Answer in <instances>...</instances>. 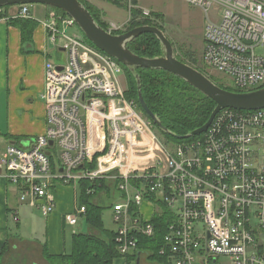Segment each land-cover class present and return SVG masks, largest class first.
<instances>
[{"label":"built area","instance_id":"built-area-1","mask_svg":"<svg viewBox=\"0 0 264 264\" xmlns=\"http://www.w3.org/2000/svg\"><path fill=\"white\" fill-rule=\"evenodd\" d=\"M185 1L205 12L203 62L228 75L233 91L263 88L264 0ZM29 5L19 4L20 17L30 16ZM73 24L53 13L43 22L53 42L63 40L57 45L65 54L62 63L45 62V131L27 146L7 144L0 155L20 200L47 216L57 184L106 180L125 194L112 207L120 255L136 250L138 235L154 234L139 206L150 201L155 214L157 201L171 214L159 250L169 264H264V107L221 109L201 134L164 148L126 97L120 63L83 35L59 30ZM152 150L158 153L144 166ZM84 212L77 206L66 222L76 224Z\"/></svg>","mask_w":264,"mask_h":264},{"label":"crops","instance_id":"crops-1","mask_svg":"<svg viewBox=\"0 0 264 264\" xmlns=\"http://www.w3.org/2000/svg\"><path fill=\"white\" fill-rule=\"evenodd\" d=\"M85 1L96 6L101 12V20L109 23L105 9L107 1ZM137 1L140 8L147 9ZM19 8V5L0 8V155L7 144L27 146L31 138L45 131V104L42 100L45 62H53L50 58L51 52H62L50 39L43 25L44 21L50 19V9L43 4H30V16L23 18L19 16ZM128 18L119 27L124 26ZM20 19L34 22L33 28L26 33L30 36L28 41H23ZM114 25L113 23L112 26ZM104 182V186L114 184L106 180ZM116 189L119 191L117 186ZM78 196V183L57 184L54 189L55 209L49 215H43L39 208L20 200L18 187L9 183L6 169L0 165V252L3 251L1 264H49L44 252H70L72 234L78 232L69 230L68 227L72 225L66 222L65 216L80 205ZM119 196L123 200L124 192L120 191ZM90 201L104 208L96 196ZM114 203L108 204L112 218ZM155 210V205L150 201H144L139 206L140 215L145 220H150ZM84 215H78L77 219ZM82 225L83 228L86 227L84 232L99 235V231L91 225ZM128 261L127 257L120 256L112 264H128ZM147 261L146 264H158L148 259Z\"/></svg>","mask_w":264,"mask_h":264},{"label":"trees","instance_id":"trees-1","mask_svg":"<svg viewBox=\"0 0 264 264\" xmlns=\"http://www.w3.org/2000/svg\"><path fill=\"white\" fill-rule=\"evenodd\" d=\"M79 1L90 11L94 20L101 27L108 29L106 23L101 20V12L96 6L85 0ZM105 1L129 11V18L124 25L125 29L114 30L112 33L118 34L141 25H153L163 31V27L156 22V18H162V15L150 12V16H145L142 9L138 6L137 0ZM46 7L54 10L61 17L67 16L65 12L58 8L47 5ZM0 17H2V14H0ZM19 23H21L20 26L23 31V41H28L30 36H27L26 33L33 28L34 22L29 19H20ZM126 46L133 53L142 57L151 58L161 54L160 41L152 33H143L129 41ZM185 55L187 59L175 53L178 60L198 70L193 54L187 53ZM120 66L127 83L125 90L126 97L134 99L144 116L153 123L139 105L137 98L138 86L134 74L122 64ZM135 73L139 76V89L146 106L157 117L163 128L169 131V133H165L153 123L164 137L165 142L177 144L193 139L194 137L183 138L182 136L205 123L215 107L214 101L180 77L168 71L137 67ZM220 87L233 90L232 88ZM137 182V180H131V184L138 185ZM102 186H104L103 180H99V185H97V180L90 182L87 179L80 180L78 183V199L79 204L85 206V221L98 230L99 235L87 232L73 233L70 252L62 254L44 252V257L49 264H112L115 258L122 256L116 248V231L108 230L103 225L101 217L103 208L90 201L95 191ZM91 188H94V192H87ZM146 197L154 200L151 195H147ZM155 203L160 211L156 212L151 218L154 234L150 237L145 235L137 236L136 250L126 256L129 260L128 264L134 263L138 252L140 255L146 254L147 259L150 261L157 262L158 264H169L166 256L161 255L159 250L163 246V236L171 214L163 204L157 201ZM131 210H134V206H131ZM2 255L3 251L0 252V264Z\"/></svg>","mask_w":264,"mask_h":264},{"label":"water","instance_id":"water-1","mask_svg":"<svg viewBox=\"0 0 264 264\" xmlns=\"http://www.w3.org/2000/svg\"><path fill=\"white\" fill-rule=\"evenodd\" d=\"M19 4H43L55 7L72 18L76 26L89 42L97 49L114 58L134 74L138 86L137 98L140 107L157 128L165 133H169V131L163 128L157 117L148 109L141 96L139 89L140 79L135 73L137 67L168 71L180 77L214 101L215 107L205 123L185 136H182L183 138L197 136L205 131L214 116L221 109L255 110L264 107V87L253 91L238 92L218 86L202 72L178 60L171 42L163 31L156 26L141 25L115 34L101 27L94 20L90 11L79 0H0V7ZM143 33H152L160 41L161 54L159 56L151 58L142 57L127 48L126 45L129 41ZM133 264H140L139 252Z\"/></svg>","mask_w":264,"mask_h":264},{"label":"rangeland","instance_id":"rangeland-1","mask_svg":"<svg viewBox=\"0 0 264 264\" xmlns=\"http://www.w3.org/2000/svg\"><path fill=\"white\" fill-rule=\"evenodd\" d=\"M139 2L141 6L147 8L146 10L149 9V12H156L162 15V18H156V22L163 27V33L171 42L176 54H178L184 59H187V56L185 54H193L197 63L196 67L200 72L206 75L215 84L226 88H231L230 86L232 85V80L228 75L219 72L210 66H207L202 60L206 18L205 12L201 8L189 4L185 0H139ZM105 9L107 11V20L109 22L106 25H110L108 26V28L112 27V24L114 23V26L116 27L114 28L115 31L119 29H125L124 26H119L121 22L128 18L129 11L125 8L118 7L109 2H107V5H105ZM50 11L54 15H57L54 10L50 9ZM211 12L212 11L209 10V13ZM59 30L64 31L65 34L69 36L83 35L79 28L76 26V24H73L71 26L60 25ZM85 39L87 40V38ZM58 43L62 44L63 40H58L57 44ZM64 56V52L58 51L57 54L51 52L50 58L56 64L64 62ZM120 85L126 90L127 83L124 72L120 75ZM149 127L152 132V135H154V137L160 141L161 145L164 148L171 149L173 147V144L165 142L164 137L153 125V123H150ZM145 136L147 137V140H145V142L151 141L149 133H146ZM157 153L158 152L156 150H152L147 154L145 153L147 160L143 162V165L148 166L151 160L150 158L157 155ZM52 155V159L56 161L58 155L55 149H53ZM132 155V158L138 156L137 154L132 153L130 157ZM130 159L128 161L131 163L132 161ZM104 184L105 182L103 180V185ZM116 191V186H114V184H109V186L105 185L97 189L91 197L93 199V197L96 196L97 199H99V204H102L104 206L101 214L103 225L106 229L113 231L117 229V224L112 218L111 208L108 207V204L114 203L115 200L116 202L121 201L119 196L120 191ZM82 224H86V221L84 217H79L77 219L76 224L69 226L68 228L69 230L73 229V232H84L86 231V227L83 228ZM146 262H148L146 256L142 254L141 264H146Z\"/></svg>","mask_w":264,"mask_h":264}]
</instances>
